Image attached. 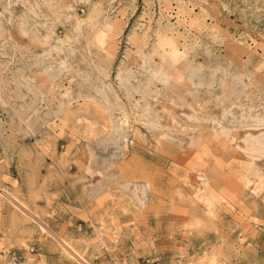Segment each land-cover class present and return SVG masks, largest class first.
I'll return each mask as SVG.
<instances>
[{
  "label": "rangeland",
  "instance_id": "374dc122",
  "mask_svg": "<svg viewBox=\"0 0 264 264\" xmlns=\"http://www.w3.org/2000/svg\"><path fill=\"white\" fill-rule=\"evenodd\" d=\"M262 176L264 0H0V264H264Z\"/></svg>",
  "mask_w": 264,
  "mask_h": 264
},
{
  "label": "bare ground",
  "instance_id": "6f19581e",
  "mask_svg": "<svg viewBox=\"0 0 264 264\" xmlns=\"http://www.w3.org/2000/svg\"><path fill=\"white\" fill-rule=\"evenodd\" d=\"M73 7V6H72ZM91 13V12H90ZM89 15V14H88ZM170 34V33H169ZM176 35V34H175ZM183 38V37H182ZM184 45V44H183ZM185 46V45H184ZM127 62V61H126ZM143 65V64H142ZM246 177H247V175H246ZM252 181H250L248 178H246L245 179V185L246 186H249V184L251 183ZM259 184L261 185V186H263V184H264V176H262L261 178H259ZM256 185V184H255ZM245 187V186H244ZM246 188H248V187H246ZM253 188H254V186H253ZM257 188H258V186H257ZM202 188H200L198 191H200ZM253 191V190H252ZM0 194H5L6 195V193L4 192V190H2L1 189V187H0ZM255 194H256V192H255ZM253 195V194H252ZM8 196V195H7ZM9 196H11V195H9ZM13 196V195H12ZM201 196L202 197H204L205 196V200H207V201H210L212 198H210L211 197V195L210 194H202L201 193ZM5 197V196H4ZM2 199V198H1ZM11 199L16 203V206H17V208L19 209V210H21L24 214H21L22 216H26V215H28V216H33L34 214L33 213H31V211H30V209L27 207V206H25L23 203H21L20 201H18L17 199H15V198H13V197H11ZM202 199V198H201ZM4 200V199H3ZM7 200V199H6ZM11 201V200H10ZM2 203V202H1ZM135 203L136 204H138L139 205V202L138 201H135ZM212 211V210H211ZM33 214V215H32ZM36 216V215H35ZM35 220V219H34ZM38 220V219H37ZM42 221V220H41ZM41 225V224H40ZM50 232V231H49ZM51 233V232H50ZM53 237H55V236H53ZM56 239V238H55ZM59 239V238H58ZM59 241V240H58ZM61 243V242H60ZM62 243H63V241H62ZM71 252H73V251H71ZM73 254H74V256H76V257H78V255H77V253H74L73 252ZM79 259V261H80V263L81 264H87V261H85L83 258L81 259L80 257H78L77 258V260ZM74 260V259H73ZM77 262V261H76ZM90 263V262H89Z\"/></svg>",
  "mask_w": 264,
  "mask_h": 264
}]
</instances>
